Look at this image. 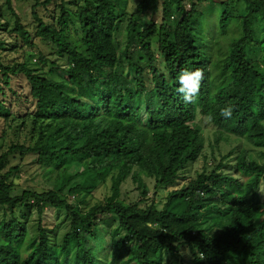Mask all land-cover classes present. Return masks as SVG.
I'll return each mask as SVG.
<instances>
[{"label": "trees", "instance_id": "1", "mask_svg": "<svg viewBox=\"0 0 264 264\" xmlns=\"http://www.w3.org/2000/svg\"><path fill=\"white\" fill-rule=\"evenodd\" d=\"M13 1L36 2L35 37L69 66L62 70L64 81L56 82L25 63L5 64L0 54V118L13 116L6 91L14 77L27 80L36 104L33 144L12 145L0 155V264H172L181 247L189 249L192 264H264V163L243 152L238 176L223 172L220 164L171 192L162 209L148 202L142 179H153L156 190L178 184L205 149L199 115L222 134L262 150L264 160V0L219 2L217 27L227 33L239 19L244 27L221 61L200 45L207 36L199 28L206 13L200 6L215 0H190V10L184 0H164L161 24L144 23L153 0H143L132 14L122 11V0H84L75 14L64 4L53 24L37 9L54 0H7L16 20L13 33L33 47L35 37ZM237 1L247 6L242 18L234 16ZM74 28L80 46L72 41ZM155 43L164 69L157 65ZM53 67L52 74L61 71ZM186 67L204 75L191 102L178 93L176 78ZM228 105L234 109L231 119L220 115ZM18 156L33 157L34 166L53 181L52 189L16 194L12 177L21 166L9 167ZM110 177L113 196L83 208L88 205L77 195ZM130 178L142 195L133 204L121 199ZM32 208L39 214L34 234L17 215ZM48 209L65 212L71 221L61 244L57 227L50 230L43 220ZM108 222L116 228L107 231L112 242L103 260L96 248Z\"/></svg>", "mask_w": 264, "mask_h": 264}, {"label": "rangeland", "instance_id": "2", "mask_svg": "<svg viewBox=\"0 0 264 264\" xmlns=\"http://www.w3.org/2000/svg\"><path fill=\"white\" fill-rule=\"evenodd\" d=\"M38 1L44 3L47 0ZM142 1L143 0H122L120 5L123 12L132 14L137 11ZM184 1L187 10H190L191 1ZM223 1L226 2L227 0H215V4L208 5L204 3L200 6V9H205L206 13L201 18L199 28L207 35H204L205 37L200 45L214 53L216 55V61H221L223 56L229 52L232 43L238 41L244 35L242 19L235 21L227 33H223L217 27L220 16V7L218 5L219 2ZM35 4V1H13L12 3L14 12L19 16L22 24L34 37L35 20L33 16V7ZM83 4L84 0H54L48 7H39L37 12L45 22L53 24L54 18L61 16L62 5H64L68 11L75 14L78 7ZM163 4L164 0H153L144 15V23L155 20L156 23L161 24L163 20ZM246 12L247 6L244 2L234 3L235 17L242 18V16L244 17L246 15ZM15 23V17L7 5V0H0V41L4 44L3 47H0V54L3 57L4 63H25L31 69L40 72L44 77L50 80L56 82L64 81V73L62 70L69 66L68 59L60 57L54 47L42 42L36 37L33 39V47L25 45L22 39L18 38V36L13 33ZM254 28L259 31V23H255ZM76 31L77 29L74 28L72 41L77 46H80L81 38L77 35ZM155 53L158 59V67L164 69V59L161 58L156 43ZM53 64L58 65L61 71L52 74L51 71L54 70ZM6 92V100L8 106L12 109L13 116L10 117V119L0 118V155L6 153L12 145L20 144L30 146L33 144V114L36 112V104L31 97L27 80L23 76L14 77L12 81V90H7ZM144 119H146V116H144ZM197 123L204 133L205 149L199 160L194 164H190L186 170L182 172L181 180L175 187L156 190L155 181L153 179H149L145 176L142 177L143 182L147 184L149 189L148 202H155L159 209L163 208L171 192L184 188L201 174H211L220 164H223L225 167L223 172L238 176L236 172L237 157L243 152H247L253 160H256L260 164L264 163L262 157L263 151L253 147L246 140L222 134L208 118L201 115L198 116ZM33 160L34 158L31 156L27 157L24 161L19 156L11 159L9 168L21 166V172L12 177V180H14L19 187L16 194H21L24 190L47 191L52 189L53 181L43 176L42 172L34 166ZM76 185H78V182H75L73 186ZM138 188L139 186L130 178L122 186L121 199L127 204L139 202L142 199V195ZM113 194V181L110 177L104 184L97 185L95 189L88 192L86 191V193L80 192L76 198L82 199L80 201L85 200L88 206H83V208L89 209L95 205L106 202ZM17 215L20 220L29 225L33 234L38 231L39 214L35 208L20 209ZM43 220L47 226H49L50 230L57 227V242L61 244L64 237L69 232L71 224L70 219L66 218V213L48 209L43 216ZM115 228V224L108 222L107 224H102V228L99 231L100 238L97 243L96 251L103 254V260L109 255L108 251L112 242L110 234H108L107 231L114 230ZM170 260L172 264L193 263L192 255L187 247H181L178 256Z\"/></svg>", "mask_w": 264, "mask_h": 264}, {"label": "clouds", "instance_id": "3", "mask_svg": "<svg viewBox=\"0 0 264 264\" xmlns=\"http://www.w3.org/2000/svg\"><path fill=\"white\" fill-rule=\"evenodd\" d=\"M176 79L178 83V93L185 102H191L200 91L204 75L200 69L186 67L181 69ZM233 111V107L228 105L221 108L220 115L225 119H231Z\"/></svg>", "mask_w": 264, "mask_h": 264}]
</instances>
